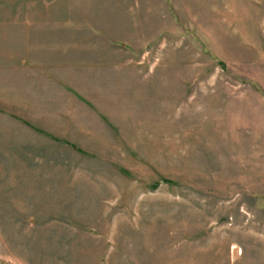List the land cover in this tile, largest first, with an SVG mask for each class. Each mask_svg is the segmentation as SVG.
I'll list each match as a JSON object with an SVG mask.
<instances>
[{"label":"rangeland","instance_id":"obj_1","mask_svg":"<svg viewBox=\"0 0 264 264\" xmlns=\"http://www.w3.org/2000/svg\"><path fill=\"white\" fill-rule=\"evenodd\" d=\"M0 264H264V0H0Z\"/></svg>","mask_w":264,"mask_h":264},{"label":"crops","instance_id":"obj_2","mask_svg":"<svg viewBox=\"0 0 264 264\" xmlns=\"http://www.w3.org/2000/svg\"><path fill=\"white\" fill-rule=\"evenodd\" d=\"M66 58L67 62L65 64H55V62L54 64L47 66L46 69L41 66V63H37L38 60L33 61L37 68L35 71L36 73L34 72L35 74L31 80H25L22 83L24 97V103L22 104V109H20L22 113L27 111L31 113L40 111V106H38L40 101H49L51 103L62 102V104L64 102L67 107L66 112L68 113L72 111L70 110L72 109L70 106H73L77 110L79 109L80 111L86 113L92 111L91 108H89L90 106H88L89 104L87 97L84 94H79L78 92L79 81L78 75H76L80 69L78 59L72 57ZM84 66L87 68L88 65L84 64ZM84 66L81 67L82 70L84 69ZM58 71H61V73L58 74ZM60 91L64 92V96H59L60 93L58 92ZM17 104H15V106H21V104ZM23 120V127L30 130L32 134L38 136L41 134L46 135V129H44L40 124L38 125L35 120L29 121L25 117H23ZM77 129H79V132L82 130L83 134L86 133L87 130V128L84 126H79ZM50 130L61 131L60 133H57V135L63 137L74 136L69 124L66 126L64 125V127H57L53 125ZM47 133L53 135L51 132L47 131Z\"/></svg>","mask_w":264,"mask_h":264},{"label":"trees","instance_id":"obj_3","mask_svg":"<svg viewBox=\"0 0 264 264\" xmlns=\"http://www.w3.org/2000/svg\"><path fill=\"white\" fill-rule=\"evenodd\" d=\"M251 85H252V87H254L255 89H258V87H256L255 84H251Z\"/></svg>","mask_w":264,"mask_h":264}]
</instances>
